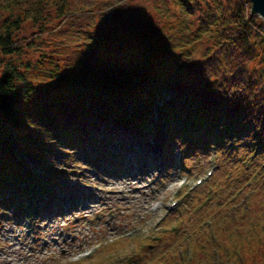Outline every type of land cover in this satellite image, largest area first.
Returning a JSON list of instances; mask_svg holds the SVG:
<instances>
[{"label":"trees","instance_id":"obj_1","mask_svg":"<svg viewBox=\"0 0 264 264\" xmlns=\"http://www.w3.org/2000/svg\"><path fill=\"white\" fill-rule=\"evenodd\" d=\"M138 1L144 12V1ZM193 1L170 0L174 11L161 12L168 27L163 34L146 22L152 40L146 41V33L141 39L117 30L87 33L77 60L41 55L22 69L13 62L0 67V219L17 209L19 199H32L37 191L52 194L49 187L74 173L76 156L83 158L77 167L95 165L96 158L110 162L116 130L145 136L155 121L156 141L162 142L160 126L166 127L165 146L182 136V144L209 149L215 139L217 154L230 159L243 181L256 171L264 174V24L249 14L248 0ZM12 3L32 22L44 21L45 9L52 8L58 20L54 32L74 15L68 0ZM20 22L1 33L3 56L19 54L14 37ZM249 149L246 156L239 154ZM244 162L252 163L250 170ZM262 182L257 176L252 183L260 194ZM228 206L229 198L212 210L214 216L206 214L214 235L208 243L221 249L232 225L241 264H257L250 255L264 243L250 239L244 245L236 226L239 212L223 215Z\"/></svg>","mask_w":264,"mask_h":264},{"label":"rangeland","instance_id":"obj_2","mask_svg":"<svg viewBox=\"0 0 264 264\" xmlns=\"http://www.w3.org/2000/svg\"><path fill=\"white\" fill-rule=\"evenodd\" d=\"M143 1L144 12L138 0L132 3L130 0H68L72 13L74 12L73 18L59 31L54 32L53 28L58 24V20L52 8L45 9L44 21L32 22L26 20L27 18L24 20L22 12L13 5V0H0V35L12 22L18 18L21 21L20 30L15 32L14 37L19 54L3 56L0 53V67L6 62H13L22 69L24 63H34L41 55L51 56L58 62L77 60L79 51L83 50L89 41L87 33L98 34L117 30L122 33L128 32L132 37L140 39L146 33V41L152 40V30L162 34L168 30L161 12L166 9L165 11L170 14L174 11V6L170 0ZM189 1L194 4L193 0ZM96 3L102 6L97 12L90 9ZM122 6L123 9L119 10L118 8ZM82 9L86 11L81 12ZM194 16L196 15L192 14L191 21L196 19ZM177 18L178 16L174 19ZM146 22L151 24V31L148 30ZM42 30L45 32L39 33ZM162 106L163 104L159 105L160 108ZM156 126H158L156 121L151 123L145 136L116 130L117 132L113 134L115 140L118 139L117 146L115 142L112 148L117 154V160L107 166L104 172L96 171L91 166L86 167L82 175H72L76 177L75 179L70 180L68 176L67 181H64L67 193L55 191L57 204L58 200H62L58 210L52 202H39L33 206V214L25 213L26 206L20 208L17 213H10L6 218L0 219V264H109L110 261L112 264H130L127 263V259L138 254L137 249L143 245L144 239H148L150 245V249L149 247L146 249L145 257L150 258L153 263L166 245L162 241L159 246L157 245L161 233L170 232L174 228V232H179V235L185 238L186 224L202 220L206 222L203 211L207 205L200 206L204 199L190 204L186 216L177 218L182 212V202L187 198V202L191 198L194 199V195L190 197V192L200 190L210 181L217 189L222 188V185L233 184L230 193L227 194L226 191L228 198L236 188L235 169L227 165H231L228 160V163L221 164L218 173L220 164L216 154L208 156V152H204L206 149L200 155L194 150L192 154L180 153L177 144L167 155L170 158L166 161L165 153L155 141L157 135L153 129ZM248 151L250 149L240 150L239 154L246 156L245 153ZM69 159L71 160L62 159L61 166ZM74 160L76 168L78 166L76 162H81L83 158L76 156ZM233 162L240 164L236 158ZM163 166L164 171L159 173L157 168ZM65 169L67 170V167ZM114 169H117L118 173L112 172ZM211 170L213 175L206 179L205 173ZM229 171L233 174L228 180L226 175ZM198 178H204L205 182L195 186L194 182ZM222 193L217 192L213 195L211 201L214 202L208 203V206L211 205L209 210L215 209V206L219 207L218 198L223 196ZM262 195L264 194L252 198L249 216L242 218L243 210L238 209L237 232L245 236L242 239L245 246L250 239L264 243V207L259 202L264 201ZM37 198L44 200L42 195ZM173 200H178L179 204L173 211L167 212L165 206ZM246 202L247 196L239 205L243 207V203ZM207 225L206 222L205 226ZM176 226L178 229H175ZM228 228L230 231L222 236V246L219 249L222 260L220 264H241L242 260L240 261L235 247L236 229L232 225ZM114 239L120 241L106 248L104 253L107 255L103 253V256L100 253L102 247ZM153 239L155 241L151 242ZM120 248L122 249L118 251ZM182 248L185 249L184 244ZM85 251H92L89 258L82 257ZM212 253L213 247L210 244L206 245L204 252L195 255L197 260L195 262L214 264L211 260ZM250 256L257 264H264L261 260V256L264 259V247L253 251Z\"/></svg>","mask_w":264,"mask_h":264},{"label":"water","instance_id":"obj_3","mask_svg":"<svg viewBox=\"0 0 264 264\" xmlns=\"http://www.w3.org/2000/svg\"><path fill=\"white\" fill-rule=\"evenodd\" d=\"M251 15H258L264 21V0H250Z\"/></svg>","mask_w":264,"mask_h":264},{"label":"bare ground","instance_id":"obj_4","mask_svg":"<svg viewBox=\"0 0 264 264\" xmlns=\"http://www.w3.org/2000/svg\"><path fill=\"white\" fill-rule=\"evenodd\" d=\"M117 141H118V140H116V146H117ZM109 144H110V143H109ZM116 150H117V147H116Z\"/></svg>","mask_w":264,"mask_h":264}]
</instances>
